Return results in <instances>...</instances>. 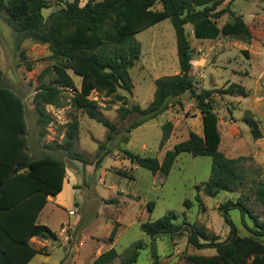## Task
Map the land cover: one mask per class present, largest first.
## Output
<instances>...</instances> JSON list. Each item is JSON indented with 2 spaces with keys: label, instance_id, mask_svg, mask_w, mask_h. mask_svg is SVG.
<instances>
[{
  "label": "rangeland",
  "instance_id": "obj_1",
  "mask_svg": "<svg viewBox=\"0 0 264 264\" xmlns=\"http://www.w3.org/2000/svg\"><path fill=\"white\" fill-rule=\"evenodd\" d=\"M84 2L81 0L80 6ZM62 7L63 2L51 0L42 14L46 19ZM225 7L248 25L253 34L250 43L223 36L196 40L192 27L185 26L193 50L190 75L195 91L222 89L236 83L247 94L241 97L213 93L212 106L221 138L219 151L228 158L241 157L239 165L245 171L241 185L214 196L202 192V183L210 174V157L180 153L168 174L153 175L122 153L126 150L161 161L167 151L187 140L190 133L202 136L201 115L189 92L170 99L164 112L133 128L140 123V117L135 112H125L132 104L147 108L153 100L154 80L179 73L175 33L168 19L134 35L140 55L129 69L130 95L121 89L109 97L95 92L90 95L97 102V111L115 125V132L109 133L70 105L81 81L71 71L68 74L74 87L61 88L62 106L41 105L45 115L38 114L36 90L42 82L52 84L48 45L21 40L8 15L0 11V86L12 90L24 102L28 154L32 159L44 155L62 159L65 177L73 183V191L65 193L67 201L71 198L70 210L47 211L44 215L45 225L56 233V239H31L32 246L43 249L44 254H36L29 264H93L100 253L111 248L116 258L109 264H119L136 242L142 243V247L133 264H190L186 256L209 257L215 250L189 244L185 226L173 235L150 239L139 225L169 213L174 215L173 223L186 221L208 235L218 236L217 241H224L231 227L225 223L218 206L238 199L259 221L264 220V203L256 195L257 185L264 184V138L253 140L243 119L244 114H250L259 131H264V0H225L217 10ZM160 8V4H155L152 9ZM231 21L232 17L225 13L216 23L221 27ZM73 120L78 124L73 150L82 154V162L69 159L61 149L66 124ZM111 199L117 203H106ZM186 200L190 201L189 207L184 205ZM150 201L153 207L149 211ZM228 216L238 236L250 235L248 228L253 227V220L248 213L231 206ZM259 239L264 245V235ZM198 240L204 243L199 236ZM152 246L157 257L152 254Z\"/></svg>",
  "mask_w": 264,
  "mask_h": 264
},
{
  "label": "trees",
  "instance_id": "obj_2",
  "mask_svg": "<svg viewBox=\"0 0 264 264\" xmlns=\"http://www.w3.org/2000/svg\"><path fill=\"white\" fill-rule=\"evenodd\" d=\"M50 1L0 0V11L8 15L21 40L31 39L48 45L52 84L42 82L36 90L35 109L40 116L45 115L41 105L62 106L61 88L74 87L68 74L71 71L81 81L79 89L70 99V105L109 133L115 132V125L97 111V102L90 95L95 92L109 97L115 95L118 89L130 95L132 81L129 69L140 55L139 45L133 37L168 19L175 33L179 73L154 80V96L147 108L132 104L125 112L139 115L140 123L134 124L133 128L164 112L170 99L189 92L201 115L202 136L190 133L187 140L167 151L161 161L155 157H140L126 150L122 153L131 163L153 175L168 174L180 153L210 157V174L202 183V192L206 196L230 191L242 184L245 178V171L239 165L242 158H228L219 151L221 138L212 97L213 93L241 97L247 94L236 83L222 89L195 91L190 75L193 50L185 31V26L190 25L193 38L200 41L216 40L223 36L250 43L253 34L242 18L227 7L217 10L225 0H84L82 6L81 0H54L63 2L64 7L45 19L42 11L50 7ZM155 4H160L161 8L152 9ZM225 13L232 17V21L219 27L216 22ZM20 54L22 57L23 52ZM244 54L247 55V51ZM243 119L250 128L252 139L262 138L256 120L248 113L244 114ZM66 125L61 149L69 159L82 162V154L73 150L77 121ZM25 129L22 98L0 86V264H28L36 254H44L43 249L30 245L32 238L56 239V233L48 226L37 223V218L47 197L61 191L65 163L52 155L31 159L26 147ZM108 138L111 136L108 135ZM14 170L16 173H13ZM256 195L257 200L264 203L263 183L257 185ZM106 203H117V200H106ZM184 205L189 207L190 201H184ZM231 206L238 207L252 218L253 227L248 228L249 236L237 235L228 216ZM152 207L153 202H148L149 211ZM218 210L231 227L224 241H217L218 236L208 235L186 221L173 223L174 215L169 213L157 220L141 223L139 229L152 239L173 235L185 226L189 244L215 250V254L209 257L198 254L186 256L190 264H264V245L259 239L264 235V220L259 221L239 199L235 203L226 201L220 204ZM198 236L204 243L199 242ZM141 247L140 242L131 245V252L119 264L135 263ZM152 254L157 257L154 246ZM115 258L116 252L111 248L100 253L93 264H109Z\"/></svg>",
  "mask_w": 264,
  "mask_h": 264
},
{
  "label": "crops",
  "instance_id": "obj_3",
  "mask_svg": "<svg viewBox=\"0 0 264 264\" xmlns=\"http://www.w3.org/2000/svg\"><path fill=\"white\" fill-rule=\"evenodd\" d=\"M191 63H193V61H191ZM192 68H193V66L191 67V70H192ZM261 134H262V136L264 138V131L263 130H262ZM72 185H73V183L69 179H66V177H65L64 181H63V184H62L61 192H59L55 196H48L47 197V202H46L45 206L43 207V209L41 210V212L38 215L37 223L43 224V225L47 224L46 221L44 220V215H45V213L47 211L53 212V211L61 210V209H63V210L65 209L67 211L70 210V208H71V198L67 201V199L65 198V193H66L67 190L73 191V186ZM73 195H74V193H73ZM61 226L62 225H59V230L61 229ZM32 239H35V238H32ZM30 245L32 246L31 242H30ZM33 248L40 249L39 247L38 248L37 247H33ZM30 261H29V263H30Z\"/></svg>",
  "mask_w": 264,
  "mask_h": 264
},
{
  "label": "water",
  "instance_id": "obj_4",
  "mask_svg": "<svg viewBox=\"0 0 264 264\" xmlns=\"http://www.w3.org/2000/svg\"><path fill=\"white\" fill-rule=\"evenodd\" d=\"M13 173H16V170H14V172Z\"/></svg>",
  "mask_w": 264,
  "mask_h": 264
}]
</instances>
